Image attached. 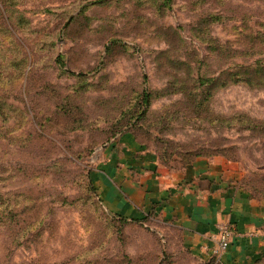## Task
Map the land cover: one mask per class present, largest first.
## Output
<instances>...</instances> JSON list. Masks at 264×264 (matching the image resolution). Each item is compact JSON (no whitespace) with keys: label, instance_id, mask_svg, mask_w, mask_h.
<instances>
[{"label":"rangeland","instance_id":"rangeland-1","mask_svg":"<svg viewBox=\"0 0 264 264\" xmlns=\"http://www.w3.org/2000/svg\"><path fill=\"white\" fill-rule=\"evenodd\" d=\"M125 135L264 201V0H0V264H221L105 204Z\"/></svg>","mask_w":264,"mask_h":264},{"label":"crops","instance_id":"crops-1","mask_svg":"<svg viewBox=\"0 0 264 264\" xmlns=\"http://www.w3.org/2000/svg\"><path fill=\"white\" fill-rule=\"evenodd\" d=\"M122 144L121 154L93 170L112 211L130 218L159 214L201 260L209 258L217 225L229 223L234 234L220 263L264 264V201L233 184L228 165L198 161L168 171L150 155L139 156L129 135Z\"/></svg>","mask_w":264,"mask_h":264},{"label":"built area","instance_id":"built-area-1","mask_svg":"<svg viewBox=\"0 0 264 264\" xmlns=\"http://www.w3.org/2000/svg\"><path fill=\"white\" fill-rule=\"evenodd\" d=\"M233 234L234 231L230 227L229 223H219L217 225L216 232L211 239L213 241V245L211 246L209 257H214L217 261H220L222 255L225 254L228 249Z\"/></svg>","mask_w":264,"mask_h":264},{"label":"trees","instance_id":"trees-1","mask_svg":"<svg viewBox=\"0 0 264 264\" xmlns=\"http://www.w3.org/2000/svg\"><path fill=\"white\" fill-rule=\"evenodd\" d=\"M117 215H119V214H117ZM121 216V215H120ZM122 218H123V216H121ZM125 218V217H124ZM131 220H133V221H142L143 219H136V218H131Z\"/></svg>","mask_w":264,"mask_h":264}]
</instances>
